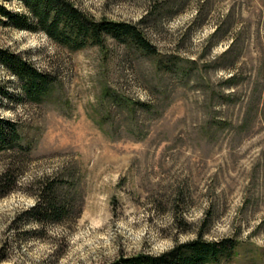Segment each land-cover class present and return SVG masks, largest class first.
<instances>
[{"label":"rangeland","instance_id":"374dc122","mask_svg":"<svg viewBox=\"0 0 264 264\" xmlns=\"http://www.w3.org/2000/svg\"><path fill=\"white\" fill-rule=\"evenodd\" d=\"M126 22L69 51L0 23V48L51 73L32 102L0 64V129L21 148L0 197V264H111L196 239L236 240L223 264H264V0H70ZM26 12L20 0H0ZM48 185L60 223L32 215Z\"/></svg>","mask_w":264,"mask_h":264},{"label":"trees","instance_id":"16d2710c","mask_svg":"<svg viewBox=\"0 0 264 264\" xmlns=\"http://www.w3.org/2000/svg\"><path fill=\"white\" fill-rule=\"evenodd\" d=\"M26 12H13L0 4V23L17 30L42 31L49 39L73 52L103 42L107 34L121 42L129 41L147 49L148 44L133 25L126 22L93 20L70 0H20ZM0 64L18 81L25 98L40 102L50 94L55 78L51 73L35 68L21 55L0 48ZM2 97L8 95L0 87ZM19 133L8 124V133L0 129V150L21 148ZM20 167L7 163L0 171V197L12 191ZM38 203L32 215L40 222L60 223L64 206H58L51 188L39 183ZM236 240L224 238L207 241L200 234L196 239L175 245L158 255L140 252L120 256L111 264H223L231 260Z\"/></svg>","mask_w":264,"mask_h":264}]
</instances>
